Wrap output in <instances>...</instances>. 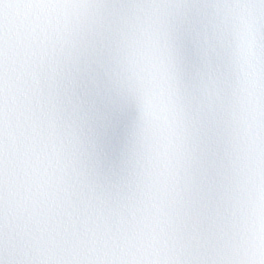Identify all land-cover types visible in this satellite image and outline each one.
<instances>
[{
	"label": "snow or ice",
	"instance_id": "1",
	"mask_svg": "<svg viewBox=\"0 0 264 264\" xmlns=\"http://www.w3.org/2000/svg\"><path fill=\"white\" fill-rule=\"evenodd\" d=\"M0 264H264V0H0Z\"/></svg>",
	"mask_w": 264,
	"mask_h": 264
}]
</instances>
